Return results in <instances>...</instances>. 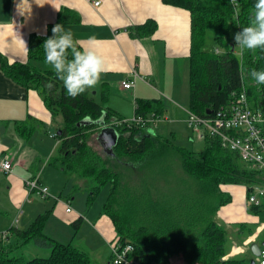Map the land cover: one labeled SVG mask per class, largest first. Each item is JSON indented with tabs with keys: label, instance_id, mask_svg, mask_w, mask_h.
<instances>
[{
	"label": "trees",
	"instance_id": "trees-1",
	"mask_svg": "<svg viewBox=\"0 0 264 264\" xmlns=\"http://www.w3.org/2000/svg\"><path fill=\"white\" fill-rule=\"evenodd\" d=\"M163 1L191 13L189 110L207 115L208 109L219 108L233 91L243 88L251 106L264 110V85H257L248 75L253 69L264 70V49L240 50L238 55L229 41L232 28L240 31L249 25L255 0H236L238 14L231 0ZM59 20L73 24L79 19L68 10ZM54 25L48 26L43 38L32 39L26 62H9L0 55L4 73L26 88L36 90L51 113L62 118L55 134L57 151L50 162L57 160L59 163L54 164L63 171L90 179V202L110 182L103 213L112 219L120 242L133 245L132 254L140 264H166L175 253H182L189 263L216 264L228 251V232L216 220V214L231 198L220 185L242 184L250 192L254 185L264 183V177L241 165L237 153L223 147L218 137L205 138L204 149L196 152L174 145L171 139L151 129L154 127L151 122L126 123L123 117L105 106L109 99L107 85L100 101L92 98L88 90L76 98L69 97L52 69H41L34 64V61H44L42 45L52 36ZM139 28L152 33L155 26L148 21ZM210 29L217 30L216 39L226 49L223 53L204 48ZM165 109L160 99L138 98L134 115L157 117L162 116ZM101 119L113 123L118 133L116 144L105 157L88 144L89 137L99 130ZM24 127L22 122L17 123L16 130L29 138L34 129L28 128L26 132ZM123 164L140 175L131 193L117 168ZM177 166L184 178L171 181L169 176ZM153 169L157 172L146 177V171ZM250 206L255 212L262 209ZM4 214L6 211L0 208V216ZM50 215V210L39 214L27 228L9 227L0 238V264H97L89 252L75 242H62L45 232ZM80 223L81 218L74 221L76 232ZM30 244L49 253L27 258L23 250ZM220 264L252 262L246 254H241L221 260Z\"/></svg>",
	"mask_w": 264,
	"mask_h": 264
},
{
	"label": "crops",
	"instance_id": "crops-1",
	"mask_svg": "<svg viewBox=\"0 0 264 264\" xmlns=\"http://www.w3.org/2000/svg\"><path fill=\"white\" fill-rule=\"evenodd\" d=\"M93 1L0 0V55L9 62H26L32 39L43 38L50 24H62L66 29H71L79 45L94 47L105 60L107 71L93 87V93L99 95V100L92 97L96 101H100L104 85H107L109 99L105 106L124 119L134 115L135 101L138 98L160 99L164 106L168 101L170 104L165 107L164 116L160 117V120L170 123L178 116L183 118L185 113L188 116L190 11L167 4L163 0H99L98 6L94 5ZM68 10L78 15L79 20L76 23L60 22L61 14ZM148 21H152L155 26L152 33L139 28ZM90 36L95 37V44H90ZM43 63L44 61H34L39 68ZM134 70L139 75L135 85L132 88H124L122 80L131 77ZM90 89H87L88 92ZM168 113L173 118H170ZM21 122L26 132L28 128L34 129L29 138L21 136L16 130L17 123ZM102 124L116 130L113 123L100 122L101 126L95 132L97 139ZM156 126L151 129L169 137L168 129L164 126L157 129ZM170 132L174 135L175 130ZM98 141L105 153L109 154L111 149L105 147L104 141ZM57 147L58 139L52 127V114L40 94L6 75L0 63V159L10 160L13 167L10 172L0 167V179L3 181H0V208L6 211V214L1 216L18 210L19 215L25 214L28 221H33L39 215L37 210L27 205L31 204L34 193L30 192L26 181L39 175L42 180L44 174L50 175V170H54L57 175L62 173L61 168L50 162ZM82 179L84 185L88 186V181L85 183L86 178ZM45 186L48 187L47 184ZM220 189L231 197L216 214V220L225 226L228 232V251L221 260L246 254L251 262L254 260L255 264H260V254H254L252 245H258L260 251L264 249V209L255 212L247 203L245 185L221 184ZM50 193L52 196L44 199H54L59 202V206L54 202V208H50L49 203H45L44 211L51 212L47 225L55 215L63 216L65 222L71 226L81 218L77 232L74 230L67 242H75L80 248L88 251L97 264H107L111 259L110 241L116 235L110 216L101 213L95 220L87 222L86 215L81 210L72 208L71 212L66 211V203L70 204V198L63 200L62 194L52 189ZM88 227L95 231L96 235L81 234V239H77L79 242L75 241L76 234ZM7 232L2 228L0 238ZM46 233L65 242L55 232ZM256 251H259L257 247ZM221 260L216 264H220ZM166 264L203 263H189L182 253H175Z\"/></svg>",
	"mask_w": 264,
	"mask_h": 264
},
{
	"label": "rangeland",
	"instance_id": "rangeland-1",
	"mask_svg": "<svg viewBox=\"0 0 264 264\" xmlns=\"http://www.w3.org/2000/svg\"><path fill=\"white\" fill-rule=\"evenodd\" d=\"M237 32H239V29L236 27H234L230 30V33H229L230 40L229 41L231 44L234 45L235 53L239 55L241 49L239 47H236V43L234 40V35ZM217 33H218L217 30H214V29H210L207 31L206 42H205L204 48L207 51H216L217 49H219V52L223 53L226 49H225V46L223 44H221L216 39ZM40 68L41 69H46V68L51 69V66L43 63V64H41ZM93 90H94V88L90 89V91H89L90 96L99 100V95L94 94ZM165 103H166L165 104L166 106H168V104H170V103H168V101H166ZM170 115L171 114H169V116ZM133 116L134 115H132L131 117H129L127 119H132ZM162 116H164V115H162ZM186 116H187L186 113H185V116L183 118L178 116V117H176L174 122H170V123L168 121L163 120V119H162L163 121L159 120L161 122L158 121V123L156 124L157 125L156 128L159 129V127L164 126L166 129H168L167 132L169 133V137H167V138L171 139V142L174 145H176L178 147L185 148V149L194 150L196 152H199V151L204 149L205 144H206V140L200 138L190 127L187 126V123L185 122V120L187 118ZM170 118H173V117L170 116ZM170 121H172V119ZM61 124H62V120H60V116L57 117V116L52 114V127L54 130V135L56 134V132H57V130ZM173 129L175 130L174 135H172L173 133L170 132ZM40 139H42V138H40ZM51 141L54 142V140H51ZM88 144L96 152H98L102 157H105L107 155L105 153L103 147L100 145V143L97 139L96 133H93L89 137ZM43 145H45V143ZM174 155L175 154H171V156L173 158L175 157ZM57 156H59V155H57ZM56 161H54L52 163L53 164L59 163ZM239 163L241 165H244L240 160H239ZM117 168L122 173L123 182H124L125 186L128 187L127 189L130 190V193H131V191L133 192V190L135 188V184H138L136 182H138L140 175H138L137 172L132 170L128 164L119 165V167L117 166ZM49 172H50V175L46 176L44 174L43 175L44 177L42 176L43 181L42 180L41 181L43 182V184L44 185L47 184L48 187L50 189H52L53 191H56V193H58V194L61 193L62 194L61 198L63 200L70 198L71 208L76 209V210H81L83 212V214L86 215L85 217L88 219V220L86 219L87 222L90 220H95V218H97L101 213H103L104 204H106V202L108 201V197H109L110 182L105 184L102 187L99 194L92 200V202H90L88 200L89 190L91 188L90 187L91 186L90 179H86V181H85V183H87V181L89 183L87 186L86 184L84 185V183H83L84 182L82 179L83 177H81L77 174H74L68 170H66V171L62 170V173H59L58 175L54 170H50ZM156 172L157 171L155 169L147 170L145 175H146V177H150V176H153L154 173H156ZM181 172H182L181 169L177 166V168H175L173 170V174H170V176H169L170 180L174 181V180H177L180 178H184L183 173H181ZM38 177L41 179L40 175ZM1 179H0V181L3 182ZM121 190H122V187H121ZM33 193L34 194L32 195V202H31V204H27V205L32 206V208L37 210V212H39V214L45 212L44 211L45 210L44 208H46L45 203H49L50 208L51 207L54 208L55 204H57L56 205L57 207L59 206L58 205L59 202H55L54 199H46L45 200L44 197L41 196L40 194H37L36 192H33ZM128 194L126 192V196ZM54 202H55V204H54ZM10 206H11V204H10ZM24 211L26 212L25 208H24ZM18 213H19V211L16 210V211H11L10 213L7 214V216H1L0 217V230L2 228L5 230H8V228L11 227L12 225L17 226L18 228L29 227V225L31 224L30 222H32V221H28L25 218V214L19 215ZM16 218L17 219L19 218V219L17 220ZM46 225H47V223H46ZM45 227H46L45 232H47V231L48 232H51V231L55 232L58 235V237L63 239L65 242L69 241L70 237L74 234V227L71 226V224H69V223L67 224L65 222L64 217L61 215L52 216L51 220L48 222V225ZM81 234L82 235L88 234V235H92V236L96 235L95 231H92V229L88 227L86 229H81V231H79L76 234V240L75 241H77L78 238L81 239V237H82ZM77 242H79V240ZM80 242H82V241H80ZM23 251H24V253H23L24 256L27 258H29L31 256H45L49 253L48 250L38 248V247L34 246L33 244L26 246Z\"/></svg>",
	"mask_w": 264,
	"mask_h": 264
},
{
	"label": "built area",
	"instance_id": "built-area-1",
	"mask_svg": "<svg viewBox=\"0 0 264 264\" xmlns=\"http://www.w3.org/2000/svg\"><path fill=\"white\" fill-rule=\"evenodd\" d=\"M93 2L96 6L100 4L99 0ZM138 76L134 70L131 77L122 80L123 87L132 88ZM187 114L188 127L200 138L218 137L222 146L235 151L239 160L247 168L264 177V110L251 106L245 88L233 91L229 99L219 108L212 110L210 114L200 115L190 110ZM160 117L145 118L134 115L132 119H125V121L128 124L138 125L151 122L155 126ZM0 167L6 172H10L13 168L8 159H0ZM26 185L30 192H36L43 197L52 196L50 189L41 182L39 177L27 180ZM246 199L249 205L264 209V183L254 185L250 192H247ZM66 211H72L69 203H66ZM110 248L111 259L107 264H140V261L132 254L133 245L121 243L118 236L115 235L111 239ZM259 262L264 264V249L261 250Z\"/></svg>",
	"mask_w": 264,
	"mask_h": 264
},
{
	"label": "clouds",
	"instance_id": "clouds-1",
	"mask_svg": "<svg viewBox=\"0 0 264 264\" xmlns=\"http://www.w3.org/2000/svg\"><path fill=\"white\" fill-rule=\"evenodd\" d=\"M234 10L239 12L236 0H231ZM52 36L47 38L44 49V63L62 81L66 94L71 98L83 94L95 87L107 69L104 58L94 47L78 45L71 29L62 24L52 27ZM236 47L241 51L264 49V0H255L248 26L234 35ZM90 44H95V37H89ZM71 57V58H69ZM249 77L257 85H264V70H250Z\"/></svg>",
	"mask_w": 264,
	"mask_h": 264
},
{
	"label": "water",
	"instance_id": "water-1",
	"mask_svg": "<svg viewBox=\"0 0 264 264\" xmlns=\"http://www.w3.org/2000/svg\"><path fill=\"white\" fill-rule=\"evenodd\" d=\"M212 109H208L207 113H211ZM103 122L102 121H98ZM117 138H118V133L114 128L111 127H105L104 124H102V129L100 131V133L98 134V139L100 141H104L105 147L110 148L112 150L113 146L116 144L117 142ZM256 247L259 251H256ZM252 251L254 252V254H260V247H258V245L253 244L252 245ZM252 264H255V261H252Z\"/></svg>",
	"mask_w": 264,
	"mask_h": 264
}]
</instances>
